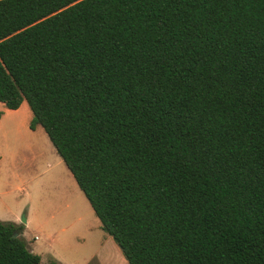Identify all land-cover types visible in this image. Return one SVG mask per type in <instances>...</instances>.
<instances>
[{"label": "trees", "instance_id": "1", "mask_svg": "<svg viewBox=\"0 0 264 264\" xmlns=\"http://www.w3.org/2000/svg\"><path fill=\"white\" fill-rule=\"evenodd\" d=\"M23 101L128 264H264V0H0Z\"/></svg>", "mask_w": 264, "mask_h": 264}, {"label": "rangeland", "instance_id": "2", "mask_svg": "<svg viewBox=\"0 0 264 264\" xmlns=\"http://www.w3.org/2000/svg\"><path fill=\"white\" fill-rule=\"evenodd\" d=\"M31 117L26 101L17 111L0 102V221L22 228L41 264H82L93 237L107 234L42 126L29 128Z\"/></svg>", "mask_w": 264, "mask_h": 264}, {"label": "crops", "instance_id": "3", "mask_svg": "<svg viewBox=\"0 0 264 264\" xmlns=\"http://www.w3.org/2000/svg\"><path fill=\"white\" fill-rule=\"evenodd\" d=\"M19 108L20 106L17 109L11 110L17 111ZM27 114L29 115V113ZM107 235L110 236L109 234ZM107 235L101 236L99 239L97 236L93 237V248L91 249L87 258L83 260L82 264H128L127 261L122 257L120 248L115 247L114 241L111 239L112 237H108ZM54 261L58 264L65 263V259L60 257L58 259L54 257Z\"/></svg>", "mask_w": 264, "mask_h": 264}, {"label": "water", "instance_id": "4", "mask_svg": "<svg viewBox=\"0 0 264 264\" xmlns=\"http://www.w3.org/2000/svg\"><path fill=\"white\" fill-rule=\"evenodd\" d=\"M18 234L15 232L14 234H13V236H17Z\"/></svg>", "mask_w": 264, "mask_h": 264}]
</instances>
